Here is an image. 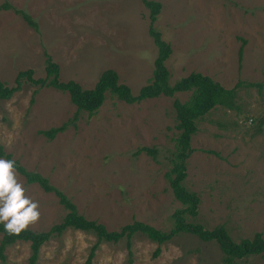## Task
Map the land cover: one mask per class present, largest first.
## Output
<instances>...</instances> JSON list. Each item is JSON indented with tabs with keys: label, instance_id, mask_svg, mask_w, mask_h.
<instances>
[{
	"label": "rangeland",
	"instance_id": "obj_1",
	"mask_svg": "<svg viewBox=\"0 0 264 264\" xmlns=\"http://www.w3.org/2000/svg\"><path fill=\"white\" fill-rule=\"evenodd\" d=\"M161 5L153 28L169 45L165 62L170 83L199 73L235 91L231 108L216 106L197 122L193 150L185 162L183 187L198 199L194 222L206 230L225 228L239 243L260 234L264 240V0H150ZM26 12L35 31L13 10H0V82L14 86L19 72L45 78L49 57L59 82L91 89L106 70L133 95L152 77L157 49L149 34V12L141 0H0ZM242 49L241 60L238 52ZM249 85H253L252 87ZM190 93L126 104L107 95L92 116L76 112L67 93L24 81L9 100H0V149L26 170L61 191L87 220L109 232L138 221L172 229L181 205L165 174L175 139L173 102ZM54 139L41 132L66 124ZM154 150L148 154L142 149ZM39 218L26 228L47 232L66 211L53 193L27 184ZM191 219H189L190 221ZM1 240V235H0ZM96 238L66 229L40 248L36 264H85ZM141 234L101 242L92 264H221L215 242L178 234L160 246ZM0 264H28L29 243L9 246ZM234 264H264L251 256Z\"/></svg>",
	"mask_w": 264,
	"mask_h": 264
},
{
	"label": "trees",
	"instance_id": "obj_2",
	"mask_svg": "<svg viewBox=\"0 0 264 264\" xmlns=\"http://www.w3.org/2000/svg\"><path fill=\"white\" fill-rule=\"evenodd\" d=\"M141 2L149 12L150 25L148 31L157 49V56L153 63L152 77L136 95L132 94L128 86L119 83L117 74L112 70L104 71L91 89H82L73 81L66 83L59 82L58 67L47 57L44 79L33 80L30 70L19 72L14 80L13 87H7L0 82V100H9L21 89L24 81L39 87L53 88L68 94L71 104L76 108L74 117L70 121L74 123L82 113L87 114L88 117H92L102 106L107 95L131 105L149 99L159 97L171 98L177 93L189 92L190 96L186 102L180 103L177 100L173 102L176 120L175 129L178 135L175 139L171 169L165 174V178L169 182L174 199L181 205V208L175 210L171 216L172 229L169 232H163L144 223L134 221L123 227L119 232H109L103 225L87 220L84 216L78 214L75 205L61 191L53 187L47 178L37 172L26 170L17 161L13 160L16 173L24 177L27 184H37L45 193L56 195L60 205L67 213L59 224L52 226L47 232H33L24 229L18 235H12L5 232L3 226L0 225V261H4V253L9 246L17 242H25L29 243L30 247L28 264H36L40 248L43 244L50 238L61 235L66 229L88 232L95 236L97 241L91 247L85 264H92L94 253L101 242L116 244L121 240H125L128 255H131V239L136 234H141L149 241L157 244L153 257L158 256L160 246L170 241L174 236L178 234H190L205 243L215 242L222 254L221 264H234L236 261L257 255L264 258V240L260 234H256L251 240L246 239L235 243L224 227L217 226L209 231L194 222L197 216L199 199L182 185V182L186 178L185 162L193 152L190 147V141L192 136L197 132V122L212 109L216 106L232 107L235 91L233 89H224L211 78L199 73H191L187 77L171 84L170 74L165 67V62L171 54V49L152 26L160 12L161 5L150 0H141ZM0 10H13L29 27L38 31L36 22L26 12L13 9L8 3L2 4ZM238 56L239 60H241V48ZM249 86L252 87L253 85ZM70 122L60 127L43 131L41 134L52 140L58 134L64 132ZM142 151L148 152L150 155L155 154L154 150L146 148L139 150L138 153ZM0 158L12 160L11 155L5 154L2 149H0ZM189 219L191 220L189 221Z\"/></svg>",
	"mask_w": 264,
	"mask_h": 264
},
{
	"label": "clouds",
	"instance_id": "obj_3",
	"mask_svg": "<svg viewBox=\"0 0 264 264\" xmlns=\"http://www.w3.org/2000/svg\"><path fill=\"white\" fill-rule=\"evenodd\" d=\"M17 180L13 160L0 158V225L12 235H18L39 218L38 204L25 195Z\"/></svg>",
	"mask_w": 264,
	"mask_h": 264
}]
</instances>
